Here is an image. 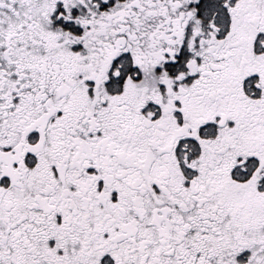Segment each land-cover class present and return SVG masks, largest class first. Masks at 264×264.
Wrapping results in <instances>:
<instances>
[{"label":"snow or ice","instance_id":"1","mask_svg":"<svg viewBox=\"0 0 264 264\" xmlns=\"http://www.w3.org/2000/svg\"><path fill=\"white\" fill-rule=\"evenodd\" d=\"M0 264H264V0H0Z\"/></svg>","mask_w":264,"mask_h":264}]
</instances>
